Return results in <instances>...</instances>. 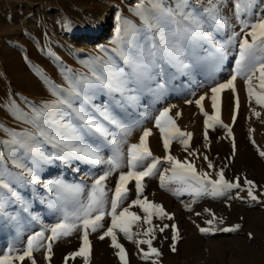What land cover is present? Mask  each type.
Wrapping results in <instances>:
<instances>
[{
	"label": "rangeland",
	"instance_id": "374dc122",
	"mask_svg": "<svg viewBox=\"0 0 264 264\" xmlns=\"http://www.w3.org/2000/svg\"><path fill=\"white\" fill-rule=\"evenodd\" d=\"M137 2L138 0H3L0 2V24L1 26L8 25L11 30L7 31L8 34H4V36L0 32V46H2L3 43L7 45L12 42V44H16L15 46L17 47L18 45L20 48L21 38L26 35L25 37L27 39L34 42L36 41L37 46H41V49L38 48L41 50V55H43L41 57L45 58L47 61L48 59L53 61V59H55V55L57 57L59 55L65 57L68 60L67 66L72 68L74 66L72 69L75 70L74 73L70 68H65V63L62 64L60 61L59 62L61 64H56L53 61L51 63V69L48 64L46 65L47 70L50 71L51 74L53 72L54 75L57 72L55 77H51V74L44 70V68L40 65L27 66L24 71L29 73L30 82L35 85L43 86V88L50 90L52 85L67 88L68 84L66 76L69 74H75V76L78 74L76 77H80L82 75L91 76L93 67L98 74H104L107 72L104 67L101 68L100 62L112 53L111 50L118 49L122 51L119 46V44L122 43H118L116 39V28L121 25V21L135 25L137 28L142 26L140 17L132 11ZM263 12L264 0H254L252 18L254 19L257 14ZM69 21L70 23H66ZM219 31L221 32V35L219 34L220 36H218L217 31H212L211 44L203 41L191 44L187 42L184 43V45H186V49L183 50L177 60L178 64L175 66V69H171V73L176 74V72H181L188 78L184 80V84H179L176 82V78L174 76H171L172 78H166L167 80L160 77L161 81L164 80L162 82L163 84L168 81V85H163L161 83V88L164 86L165 88H168L171 84H173V91H171V93L167 96L161 92V88H158L155 90L153 97L147 99L144 104H140V102L137 101L138 99L135 97V92L142 84L144 77L148 79H155L158 78L160 74L150 71V73H148V77L147 74H143V76L140 70L137 69L134 73L129 66L128 69L124 67L122 68L123 73H125L126 76L119 77L125 81L126 88L121 95L115 91L110 92L105 88L102 89V87L96 89L95 91L97 92V90L100 89H102V91H108L109 93L107 92L105 94V96H107L106 98L105 96L99 95L101 90L100 93L99 91L97 92L98 94L94 92L89 93H94L98 99L94 96V94L92 96L89 95L91 101L90 104L83 105V107H85L88 111H90L91 104H96L97 102V104H100L101 101L106 102L107 99V101H109V98L112 100V96L114 97L115 93V96L117 100L121 102V105L123 107H127V109L124 110L127 111V113L126 115L123 114L124 117L113 116L117 121H119V124L116 125L110 124L107 121H100L104 128L107 129V133L100 134L90 131L86 136H84L85 142L94 145L95 143H98L101 138H106L104 140H108L110 143H112L113 139L121 141L120 147L125 153V167L122 170L126 171V154L128 146L132 143H137L143 130L150 128L153 132V134L149 137L150 148L154 155L164 156L165 149L163 148L160 133L155 127V119L163 108L174 106L171 109L170 115L175 117L176 122L182 131L191 132L193 134L190 141L189 151L197 150V156L199 158L197 159V156H191L188 157L189 160H195L198 171L201 169L205 171H212V178H216L215 171L207 168V164L203 160V155H208L218 168L220 164L215 163L214 153L216 152L215 155L217 157L220 153L217 149L214 150V144L227 140L229 141L232 153V138L226 136V130L223 127L217 126L215 129L208 130V140L205 141L204 121L206 118L201 112L199 106L195 104V100L199 99L201 95L207 93L208 96L203 101L204 110L208 111L209 114H212L214 110L211 105L210 89L218 83L227 81L232 74L234 59L236 57L234 46L237 42L233 41L229 43V37H231L233 31H240V26L234 18V24L231 20L229 21L227 28L220 29ZM146 39L147 38L139 41V46H141ZM220 44L224 45L223 49L214 48L212 46ZM109 47L112 48L110 51ZM68 51H76V56H70ZM110 57L115 60L119 69V59L121 62L123 59L120 56H116V54ZM28 59H30V62L32 61L31 56H29ZM174 61L175 60L167 58L168 65L173 64ZM181 63L183 65H187V67H181ZM122 64L124 63L122 62ZM52 66L55 67L56 72H54V67ZM130 74L135 77H131ZM129 76L131 78H128ZM11 78L12 77H9L8 73H5L0 61V110H6L7 108L11 110V112H19L23 109L24 112L30 113L31 110L26 109L29 106L25 105L28 103L32 104V100L35 97L26 92L27 90L24 89L25 87L22 83H20L19 79ZM236 86L235 93L232 90H225L221 93V119L225 124H229L232 127L233 136L237 145L236 155L231 161V167L234 166L238 175L242 173L246 174L248 178L254 179L257 184L264 186L263 182L258 181L254 177V175H259L264 178V158H261L258 155L257 148L253 146L250 140V137L255 139L257 145L264 148V108L261 105H257V107L252 106V108L254 107V109L257 112H260L261 115L257 118L253 114L256 120H249L248 117H244V114L241 113V107L239 106V109L236 111V119L233 121L235 97L237 94L239 95L241 91H246L244 79L238 77ZM102 93L104 94L105 92ZM108 95L110 96L108 97ZM47 96L51 98H46V96H42L40 98L45 97L44 100L46 102L53 101L56 98L53 94H49ZM129 97L132 99H128ZM49 99L51 100L49 101ZM227 99L229 111H226L225 109ZM186 101H193V103L189 104L186 103ZM239 102L241 105L242 101L239 100ZM10 104L12 107H9ZM39 105V107H41L43 104L41 103ZM74 106L81 107L82 105L79 101H76ZM117 108L120 109L118 106ZM177 113H180V115L177 116ZM96 118L100 120L99 117ZM68 119H71V117H67L65 122L68 121ZM132 125L135 126L134 133L131 135L127 133L125 135L122 129L128 130V128ZM25 129L32 133L36 132V129L33 128L32 125L18 119H10L4 116V113L0 111V151H3L4 153L3 159L7 165V169L14 173L18 172L19 169H16L11 162L13 159L22 158L23 154L21 150L4 142L10 139L11 130L21 132ZM206 144L208 147L205 146ZM45 146L48 145L45 144ZM97 149L100 151L105 160L113 154V148L110 151L109 145L106 143ZM47 150L48 152L45 150V152H43L45 154L44 158L34 156L30 158L31 161L25 160L29 167H33L35 164L34 171L39 179H41L39 180L40 182L42 180L60 178L59 175L63 176L62 178H65V175H67L68 172L70 173L74 168H78L79 171H84L87 166H89L88 164H90H86L87 162L85 163L82 160L79 161L74 158L68 159V161L71 160L72 162L76 160L74 164H71V161L68 163L60 158L49 160L47 158L48 155L55 153L56 157H60L62 152L60 149H55L53 147H47ZM171 152L173 155H176L182 160L188 155L178 141H173ZM231 153H229L228 157L232 155ZM81 161L83 162V165L79 164L82 163ZM64 163H67V165L64 166ZM49 165H55L53 168L55 170H51L52 172L50 171V175L44 177L43 174H46ZM64 169L67 171H64ZM117 171L119 174V170ZM97 177L98 175L96 178ZM117 177L118 175L112 183V188H114ZM226 177L229 179L233 178L230 173H228V175L226 173ZM30 179L31 178L26 177L23 180L13 181L12 187L15 189L17 194L15 196L7 189L0 188V197H2V205L0 206H12L15 200L18 199H21L22 205H24L26 203V199L31 198L33 195V189L30 190L28 185L26 187V183H28ZM241 183H243V180H241ZM145 184V190H149L150 192L155 191L153 194L146 196L150 200L163 204L164 207L168 209L167 199L172 198L174 193L165 188H161L158 175L155 176V178H146ZM22 185L24 190H22ZM130 188L132 191L128 200L125 202V205L130 203L131 200L135 198L134 182L130 185ZM229 195L234 197L235 191L231 192ZM241 195L246 196V192H242ZM111 196L112 195L109 197L110 199ZM87 197L88 193L84 202L87 201ZM261 200L264 201V196L261 197ZM191 201L192 197L190 196L173 198V204L175 207H178V211L183 216L182 218L184 219L185 224H187L186 229L189 231L187 237L181 236L182 232H179V237L176 241V252H172L170 248V245L173 242V231L171 228L166 229L164 233H156L153 245L159 248L162 252V256L159 258L161 264H165V260L167 258L169 259V257L176 259L178 264H220L222 262L224 264H264V203L257 204L240 199H232L229 201L227 196L216 198L207 196L191 205L193 210L189 211L185 208V204H190ZM229 204L231 205L230 207L228 206ZM205 208L212 209L216 217H223V223L219 224L218 227H229L237 224L241 227L230 233L217 232L214 235L201 234L198 229V225L201 227L206 226L204 225V221L212 218L211 215L204 212ZM77 210H75V212H77ZM136 211L139 210L136 209ZM196 212H200L202 215L196 216ZM156 222V224L175 223V221L167 219L163 222L156 220ZM104 224L105 227H107L110 224V218L106 217ZM143 227H146V225ZM139 230L141 229L134 226L133 231ZM102 231L103 229L97 230L89 236V239L92 242V252L89 264H91L92 260H94L93 258H96V254L94 253L96 247L95 244L98 242L97 238H99ZM75 232L80 233L81 235L80 229H77ZM249 233H252L251 239L248 236ZM118 235L120 242L125 245L128 252L129 264H152V261H145L137 256L138 253L136 252L134 242L127 240L123 234ZM72 237L73 236L71 234L70 236L62 237L53 243V255L50 264H55L53 262L55 248L63 242L70 241ZM165 237H167V239H165ZM145 238L147 237L142 235L136 237V239ZM81 243L82 240L80 239L70 252L78 250ZM110 243L109 239L101 240L102 245H109ZM23 245L16 247L20 248L23 247ZM115 251V249H111L112 254H110L109 262L110 264H121V261L115 255ZM70 252L65 253L57 264H65L63 258H65ZM45 255L46 252L43 249L34 253L37 264H49V262L45 259ZM24 264H31V261L26 259ZM69 264H84V260L81 257H77L74 260H70Z\"/></svg>",
	"mask_w": 264,
	"mask_h": 264
},
{
	"label": "snow or ice",
	"instance_id": "6c2138e0",
	"mask_svg": "<svg viewBox=\"0 0 264 264\" xmlns=\"http://www.w3.org/2000/svg\"><path fill=\"white\" fill-rule=\"evenodd\" d=\"M225 7H227V0H138L132 11L140 17L142 26L137 28L135 25L121 21V25L116 28L117 42L124 45L123 58L132 65L134 70L140 69L145 64L159 67L155 63L158 55L167 51L169 59L178 60L185 42L191 44L203 41L211 44L212 31L228 27L229 20L224 14ZM253 7L254 0H232V14L240 26V31H233L229 37V43L237 42L236 57L230 78L210 89L213 113L209 114L204 110L203 101L208 96L207 93L195 100V104L199 106L206 118L204 121L205 141L208 140V130L215 129L217 126L223 127L226 130V136L232 138V155L226 158L228 163L217 168L208 155H203L207 168L215 171L216 178H212V171L203 169L198 171L195 160H189L188 157L197 156V150L189 151L193 134L182 131L175 117L170 115L174 106L163 108L155 119V127L160 133L165 149L164 156L153 154L149 145V137L153 134L150 128L143 130L137 143L128 146L126 171L122 170L125 167V153L119 141L113 139V154L107 160L93 144L85 142L84 136L90 131L100 134L107 133V129L100 120L83 107L84 104L91 102L89 93L101 87L110 91H125V81L119 78L123 76L122 69H117L115 73L98 74L93 67L91 77L67 75V88L52 85L51 90L56 97L53 101L46 102L39 108L31 105L30 113L24 112L23 109L19 112L14 111L13 114L18 120L32 125L36 132L32 133L27 129L21 132L10 131V139L4 143L21 150L23 155L22 158L12 160V165L19 169L14 173L7 169L3 159L4 153L0 151V188L7 189L15 196L17 194L12 187L13 181L27 177L31 178L30 182L39 183V177L34 171L35 164L29 167L25 160H30L33 156L44 158L42 144H50L62 152L60 157H56L55 153L48 155L49 160L60 158L67 161L74 158L94 164H107L108 168L93 180L86 202H80L78 199L79 194L83 192L81 185L68 183L62 178L47 181L45 186L49 191L54 192L58 200H65L69 196L77 198L74 201L78 205L77 212L71 216L65 215L60 222L33 232L27 237L23 247L17 248L15 245H9L6 249H0V264H24L26 259L30 260L31 264H37L34 253L41 249L45 250V259L50 264L53 243L62 237L70 236L77 229L81 230V246L64 258L65 264H69L70 260L77 257L83 258L84 264H89L92 252V242L89 236L90 233L100 229L103 231L99 239L110 238V246L116 250L115 255L121 264H129V259L125 245L120 242L118 234H123L127 240L138 246V254L142 260L159 264L162 252L153 246L156 233H164L166 229L171 228L173 242L170 248L172 252H176L179 229L175 223L154 224V218L161 222L165 219L170 221L175 219L174 213L168 212L163 204L150 200L144 194L146 178L157 175L161 188L178 196L187 194L192 197L191 203L185 204V208L189 211L193 210L191 205L207 196L213 198L227 196L229 201L240 199L257 204L264 203L261 200L264 196V186L257 184L254 179L248 178L243 173L235 175L232 179L226 177V169L236 155L237 145L232 127L221 119V93L225 90H232L235 93L238 77L245 81L249 102L255 100L257 105L264 106V13L257 14L253 19ZM156 30H159V38L163 41L161 46L155 42V36L149 37V34ZM145 37H149L150 43L141 49L138 42L144 40ZM212 46L218 49L224 47L223 44ZM180 66L187 67L182 63ZM76 101H79L82 106H74ZM186 103L191 104L193 101H186ZM239 106L237 94L233 121L236 119ZM9 107L12 105L10 104ZM93 109L100 112L104 120L110 124H119L107 108L101 111L93 106ZM251 112L257 118L261 115L254 108ZM179 115L180 113H177V116ZM67 117L71 119L65 122ZM122 131L126 135L128 130L122 129ZM250 140L257 148L258 155L264 158V148L257 145L255 139L250 137ZM173 141H178L188 154L183 160L172 154ZM205 146L208 147L207 144ZM117 170L119 174L114 188L109 189L108 178ZM133 182L135 198L125 205L132 191L130 185ZM233 191H235L234 197L229 195ZM109 192L112 193L110 200ZM242 192H246V196H242ZM0 205H2V197H0ZM133 207L139 211H133ZM204 212L212 218L204 221L206 226L198 225L201 234L230 233L241 227L239 224L218 227L223 223V217H216L214 211L209 208H205ZM195 215L201 216L202 213L196 212ZM106 217L110 218V224L107 227L104 224ZM145 225L146 227H143ZM134 226L141 230L133 231ZM141 235L147 238L136 239ZM248 236L251 239L252 233ZM139 245H146L147 249L139 248Z\"/></svg>",
	"mask_w": 264,
	"mask_h": 264
},
{
	"label": "bare ground",
	"instance_id": "6f19581e",
	"mask_svg": "<svg viewBox=\"0 0 264 264\" xmlns=\"http://www.w3.org/2000/svg\"><path fill=\"white\" fill-rule=\"evenodd\" d=\"M2 1L3 0H1L0 2H2ZM224 14L228 17V20L229 21L232 20L233 24H234V16L232 14V0H227V7L224 8ZM9 30H11V29L8 27V25L1 26V24H0V32L2 33L3 36H4V34H8L7 31H9ZM217 33H218V36L221 35V32L219 30L217 31ZM25 36L21 38L20 43H21L22 47L20 46V48L18 45L16 47L15 46L16 44L14 45V44H12V42L10 44H7V45L3 43L2 46H0L1 47L0 48V61H1L2 68H4V70H5V73L6 74L8 73L9 77L11 76L12 78L19 79L20 83H22V85H24V87H25L24 89L27 90L26 92L30 93V95L32 94L35 97L32 100L33 101L32 104L28 103L25 105V106H29L26 109L31 110V105H35L37 108H39V106H40L39 104L46 103V101L44 100L45 97L44 98H40V97L46 96V98H51L47 95L53 94V92H51L52 90H50V89L43 88V86H38V85H35L34 83H31L30 79H29V73L25 72L24 69L27 68V66L29 67L30 65H33V66L34 65H40L41 67L44 68V70L48 71L46 68L47 67L46 65L48 64V66H50V69H51V63L53 61L56 64H61L60 62H62V64L65 63L64 66L66 65L65 66V68H66V67H68L67 66L68 60L63 56L59 55L60 56V58H59V56L57 57L55 55V59H53V61H51L50 59H48V61H47L45 58L41 57V56H43L40 53L41 52V50H40L41 46L38 47L36 41L34 42L30 39H27ZM151 36L156 37L155 42L157 43L158 46H161L163 44V41H161L159 38L160 37L159 30H156L155 32L150 33L149 37H151ZM149 37H145V38H147L146 41L143 42L142 45L140 44L141 49H143L146 45H148L150 43ZM5 43H6V41H5ZM119 46H120V49L123 50L124 45L119 44ZM38 48H40V49H38ZM234 48H235V51H237V43H235ZM110 49H112V48L109 47V51H110ZM185 49H186V45H183V50H185ZM111 51H112V53L109 54V56H107V58H105L103 61L100 62L101 68L104 67V69H106L107 72L115 73L116 70L118 69V67L116 65L117 63L110 56H113L116 54V56H118V57L120 56L124 60V61L122 60V62L124 63V64H122V62L119 59V62H120V65H118L120 67L119 69H122L123 67L128 69V66H129L135 73V70L132 68V66L123 58L122 51H120L118 49L111 50ZM81 52H83V51H81ZM68 54L70 56H76L75 55L76 51H68ZM29 56H31V58H32L31 62H30V59H28ZM48 56H50V55H48ZM168 56H169V53L167 51H165V52H163L157 56L155 63L157 65H159V67H154L151 64H145V66L138 69L141 71L142 75L147 74V77H148V73H150V71L160 74V76L158 78H155V79H148V78L144 77L142 84L141 85L138 84L140 86L139 87L137 86L138 89L135 92V94H136L135 97L138 99L137 101L140 102V104H144V102L147 99L153 97L155 90L162 87L161 83L164 80H167L166 78H172L171 76H174L176 78V82H178L179 84H184V80L188 78L184 75V73H181V72H176V74L171 73V69H173V70L175 69V66L178 64V61L175 60L173 62V64L168 65V62H167ZM93 60L96 61L95 59H93ZM141 63H143V61H141ZM121 65H122V67H121ZM52 67H54V66H52ZM68 68H70L72 70L74 68V66H73V68L72 67H68ZM53 70H54V72H56L55 67L53 68ZM48 72L50 73V71H48ZM72 72L74 73L75 70H72ZM56 73L54 75H53V72H52V74L50 73L51 77H55ZM73 75L75 76V74H73ZM82 76H85V75H82ZM91 76H89V77H91ZM124 76H126L125 73H123L122 77H124ZM132 76L133 75H131V77ZM131 77L129 76L128 78H131ZM133 77H135V76H133ZM160 77H163L164 80L161 81ZM163 85H168V81L166 83H164ZM102 89H104V88H102ZM102 89H100L101 93L105 92L104 94L102 93L103 95L100 93V90H97V92L99 91V93H100L99 95L105 96V94L108 91L107 92L104 90L102 91ZM106 90H108V89H106ZM171 91H173V84H171L170 87H168V88H165V86L163 88H161V92L165 96L170 94ZM97 92L94 91V93H97ZM115 92L118 93L119 95H121L123 93V92H119V91H115ZM93 94H89V95L92 96ZM94 96H95V94H94ZM109 96L110 95H108V97ZM238 96H239V100L242 101V103L240 105L241 113L244 114V117L245 116L248 117L249 120H251V119L256 120L253 113L251 112L252 106L257 107L256 102H255V104H254V100L252 101V103L249 102L246 91H241ZM95 97H97V96H95ZM106 97L107 96H105V98ZM91 99H92V97H91ZM97 99H98V97H97ZM50 100L51 99H49V101ZM107 100H106V102L101 101L100 104H97L98 102L96 104H91L89 112L92 113L95 118L99 117L100 121H105V120H104V118H102L103 116L100 114V112L94 111L93 106H95V108H97V109H100L101 111L103 109L107 108L108 111L111 113V115L115 116V117H122V116L124 117V115H126L127 111H124V110L127 109V107H125V106L123 107L121 105V102H119L117 100L115 93H114V97L112 96V100L110 98H109V101H107ZM227 102H228V99L226 100L225 109H226V111H229V107L227 106ZM88 106H90V105H88ZM117 106L120 107V109L117 108ZM263 108H264V106H263ZM0 111H2L4 113V116H6L10 119H17L16 116L13 114L14 112H11V110H9L7 108H6V110L3 109ZM66 122H68V121H66ZM134 128H135L134 125L130 126L128 128L127 133L129 135L133 134ZM104 139H106V138H104ZM104 139L101 138V140L98 143H95L93 146L99 148L101 145H104L106 143L107 145H109V150L111 151V149L113 148V144L110 143V141H108V140L105 141ZM119 142L121 145V141H119ZM46 145H48V146H45V144L41 145L43 148V150H42L43 152H45V151L48 152L47 147H52V146H50V144H46ZM216 149L220 153V155H218V157H217L215 155L216 152L214 153L215 163L220 164V166L225 164V163H228L226 158H228L229 153H231V147L229 145V141L224 140V141L215 143L214 144V150H216ZM215 157H217V158H215ZM76 160H74L73 162L71 160H69V161H71V164H74ZM28 161H31V160H28ZM69 161L67 160L68 163H70ZM83 162L79 163V164L83 165ZM88 163H90V162H87L86 164H88ZM65 165H67V163L66 164L64 163V166ZM88 165L89 166H87V168L84 171L83 170L79 171L78 168H74L73 170L70 168L72 170V171L70 170L72 173L68 172L67 175H65L66 177L64 176L65 178H62L63 176L59 175L60 178L64 179L68 183L79 184L83 187V192L80 193L79 197H78L80 202L85 201L86 195L89 191V187H90V184L92 183L93 179L96 178L97 175L98 176L101 175L103 173V171L107 170V168H108L107 164L90 163ZM54 166L49 165V168L47 169L46 174H43L44 177L49 176L51 170H55V169H53ZM62 170H63V168H62ZM65 170L66 169H64V171ZM226 173H227V175H228V173H230L231 177L238 175L237 170H235L234 166L231 167V163H229V166L226 169ZM117 175H118V171L114 172L113 175L108 178L107 183H108L109 189H112V183H113V181ZM254 177L258 181L264 183V178L260 177L259 175H254ZM151 178H155V177H151ZM147 179H150V178H147ZM39 180H41V179H39ZM48 180L49 179L42 180L41 182L39 181V183H32L30 181L28 183H26V187L28 185L30 190L33 189V193H32L33 195L31 198L26 199V203L24 205H22L21 199L16 198L18 200H15V202L12 204V206H7V207H1L0 206V249H6L7 246H9V245L22 246L23 244H25L26 239H27L26 237L30 233H32L34 231H39L42 228H46L49 225H53V224L59 222L65 215L71 216L74 213H76L75 210L78 209V205L74 201L77 198L69 196L65 200H58L56 198V195L54 194V192L49 191L48 188L45 186ZM147 185H150V184H147ZM21 187H22V190H24L23 185ZM155 187H156V185H155ZM145 191H146L144 193L145 195H150V194H153L155 192V191L150 192L149 190H145ZM108 194H109V197H110V195H112L111 192H109ZM183 196L187 197L189 195L184 194V195L178 196V195L174 194L172 198H170V199L168 198L167 199V201H168L167 206L169 208L166 210L170 213H174V216H175L174 221H175V224L177 225V227L179 229V232H182L181 236L187 237V234L189 232V231H187L188 229H186L187 224H185V221L182 218L183 216L178 211V207H175V205L173 204V198H180ZM109 200H110V198H109ZM136 209H137L136 207H133L132 210L136 211ZM156 220L157 219L154 218V224L157 223ZM90 235H92V233H90ZM100 235H101V233H100ZM72 236L73 237L71 238L70 241L63 242V243L59 244V246L57 248H55V254L53 257V262L55 264H57L62 259V256H64L65 253L70 252V250L81 239L80 233L74 232V233H72ZM105 239L106 240L109 239V242H110V238H105ZM97 241L98 242L95 244L96 247L94 250V253L96 254V256H95L96 258H93L94 260H92L91 264H110V262H109L110 261V254H112L111 249L113 250V248L110 247V244L109 245H106V244L102 245L101 240L99 238H97ZM153 246H155V245H153ZM135 248H136V252L138 253V246L136 244H135ZM139 248H144L146 250L147 246L146 245H139ZM137 256L139 258H141L139 254H137ZM159 264H161L160 260H159ZM165 264H178V262L176 259L169 257V259L167 258L165 260ZM220 264H224V263L222 262Z\"/></svg>",
	"mask_w": 264,
	"mask_h": 264
}]
</instances>
